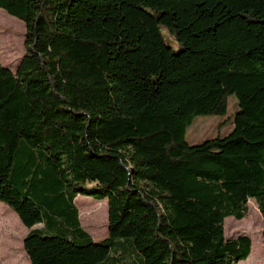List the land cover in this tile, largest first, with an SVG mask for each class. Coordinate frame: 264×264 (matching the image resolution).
Here are the masks:
<instances>
[{
    "label": "trees",
    "instance_id": "obj_1",
    "mask_svg": "<svg viewBox=\"0 0 264 264\" xmlns=\"http://www.w3.org/2000/svg\"><path fill=\"white\" fill-rule=\"evenodd\" d=\"M2 10L25 25L26 52L14 72L0 62V202L28 230L30 264L246 260L252 241L226 238L224 221L250 200L264 220V0ZM230 96L233 130L187 144L194 117L224 115ZM80 195L107 201L106 238L81 227L99 209L79 219Z\"/></svg>",
    "mask_w": 264,
    "mask_h": 264
},
{
    "label": "rangeland",
    "instance_id": "obj_2",
    "mask_svg": "<svg viewBox=\"0 0 264 264\" xmlns=\"http://www.w3.org/2000/svg\"><path fill=\"white\" fill-rule=\"evenodd\" d=\"M1 19L13 20V26L0 25V62L1 65L14 72L26 52L25 25L2 10ZM166 38L169 46L177 51L178 45L171 40L165 29L160 30ZM18 39L17 42L14 40ZM235 96H230L227 112L221 116H196L185 132V141L189 145H195L205 139L224 137L233 130V119L237 106ZM79 212L99 209L93 216H83L80 224L83 230L94 241H100L107 237V201L95 200L93 197L78 196L75 200ZM14 212L0 202V264H30L24 249L23 238L28 230L23 228L16 219ZM264 220L256 203L252 200L247 203V214L244 219L236 221L226 218L224 221V233L226 238L235 239L238 236H247L252 241L251 252L246 260L237 264H245L251 259L250 264H263V239Z\"/></svg>",
    "mask_w": 264,
    "mask_h": 264
},
{
    "label": "crops",
    "instance_id": "obj_3",
    "mask_svg": "<svg viewBox=\"0 0 264 264\" xmlns=\"http://www.w3.org/2000/svg\"><path fill=\"white\" fill-rule=\"evenodd\" d=\"M78 198V197H77ZM76 204H77V202H76ZM15 214V213H14ZM16 215V214H15ZM16 217H17V215H16ZM16 219H18V217L16 218ZM18 222H19V224H20V226L22 225L21 224V222H20V220L18 219ZM23 226V225H22ZM24 228V227H23Z\"/></svg>",
    "mask_w": 264,
    "mask_h": 264
}]
</instances>
